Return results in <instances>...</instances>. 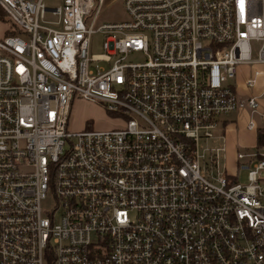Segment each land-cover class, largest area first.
Segmentation results:
<instances>
[{
    "label": "built area",
    "instance_id": "1",
    "mask_svg": "<svg viewBox=\"0 0 264 264\" xmlns=\"http://www.w3.org/2000/svg\"><path fill=\"white\" fill-rule=\"evenodd\" d=\"M45 1L0 0V264H264V150L199 152L260 107L235 78L264 65V0H123L99 27L111 0ZM77 95L120 127L70 133Z\"/></svg>",
    "mask_w": 264,
    "mask_h": 264
},
{
    "label": "rangeland",
    "instance_id": "2",
    "mask_svg": "<svg viewBox=\"0 0 264 264\" xmlns=\"http://www.w3.org/2000/svg\"><path fill=\"white\" fill-rule=\"evenodd\" d=\"M62 0H46L45 3L49 7L58 6ZM103 11L97 16L95 26L99 27L103 23H118L128 20L123 0H111L105 5ZM8 25L0 21V37H3ZM103 36L94 34L90 50L93 53L101 54L103 49L101 47ZM258 44L253 43V51L251 53L252 58H257ZM138 60V55H129L128 62H134ZM237 76L235 83H244L247 78L254 75V71H260L261 76L258 77L256 85L247 90L245 94H257L261 89L263 92L258 99L260 107L255 111L245 109L244 111H237V113L222 115L219 120V124L213 130L214 135L217 138H210L207 142L201 141L199 145V152L202 154L203 150L207 147H222L224 145L225 153L223 159L220 160L219 167L226 166L229 171L234 166L236 153L238 150H256L254 145L255 140V128L264 125V65L261 64H249L240 65L237 69ZM257 86V87H256ZM243 92V93H244ZM242 93V92H241ZM71 113L68 120L67 130L70 133H78V131L85 130H107L120 127V122L117 121L114 116L108 111V109L101 103L89 101L82 98L80 95L74 97L71 103ZM253 120L255 122L252 130H247L246 124L248 121ZM224 138V139H223ZM223 139V141H222ZM263 177H264V173ZM239 182L246 183L247 178L244 171H239ZM54 197L51 193H48L47 199L42 203V207L45 210H52L54 206Z\"/></svg>",
    "mask_w": 264,
    "mask_h": 264
},
{
    "label": "trees",
    "instance_id": "3",
    "mask_svg": "<svg viewBox=\"0 0 264 264\" xmlns=\"http://www.w3.org/2000/svg\"><path fill=\"white\" fill-rule=\"evenodd\" d=\"M0 21H3V22H5L8 25L7 29L5 30V34L6 35L17 34L16 31H15L13 23H11L8 20L4 9H1V8H0ZM255 148L258 151L264 150V125L256 128Z\"/></svg>",
    "mask_w": 264,
    "mask_h": 264
},
{
    "label": "crops",
    "instance_id": "4",
    "mask_svg": "<svg viewBox=\"0 0 264 264\" xmlns=\"http://www.w3.org/2000/svg\"><path fill=\"white\" fill-rule=\"evenodd\" d=\"M235 84H236V83H235ZM237 86H238V88H240V91H241L242 93H243L244 91H246V89L243 87V83H239V84L237 83ZM257 86H258V82H257ZM257 86H256V87H257ZM262 92H263V91L260 89L259 92H258L257 94H260V93L262 94ZM244 93H245V92H244ZM263 124H264V123H263ZM246 127H247V124H246ZM247 130L250 131V129H248V128H247ZM251 130H252V129H251ZM255 131H256V128H255ZM223 139H224V138H223ZM255 143H256V132H255L254 145H255ZM225 148H226V147H225ZM244 151H249V150L245 149ZM235 161H236V160H235ZM234 164H235V163H234Z\"/></svg>",
    "mask_w": 264,
    "mask_h": 264
}]
</instances>
